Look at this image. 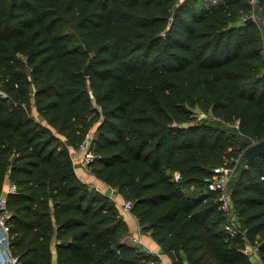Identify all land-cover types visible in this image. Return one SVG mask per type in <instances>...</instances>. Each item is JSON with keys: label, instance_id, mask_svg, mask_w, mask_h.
<instances>
[{"label": "trees", "instance_id": "obj_1", "mask_svg": "<svg viewBox=\"0 0 264 264\" xmlns=\"http://www.w3.org/2000/svg\"><path fill=\"white\" fill-rule=\"evenodd\" d=\"M252 13L258 22L238 24ZM94 126L91 173L131 202L170 264H252L247 246L264 264V155L244 158L264 139L257 2L0 0V195L15 186L5 222L16 264H51L53 251L56 264L155 262L75 173L70 151ZM218 167L233 172L234 234L206 182Z\"/></svg>", "mask_w": 264, "mask_h": 264}, {"label": "built area", "instance_id": "obj_2", "mask_svg": "<svg viewBox=\"0 0 264 264\" xmlns=\"http://www.w3.org/2000/svg\"><path fill=\"white\" fill-rule=\"evenodd\" d=\"M256 0H251V4L255 5ZM77 153L80 154V162L83 166H88L94 159L95 156L91 149L90 141L86 138L83 142L80 143L76 149ZM230 169L225 167H218L213 169L212 176L209 179H206L208 189L211 191H219L221 201L220 209L226 214L227 225L225 230L230 233H236L238 229V223L236 222L233 213L231 212L230 196L224 191V185L227 181V175ZM174 179H179V174L174 175ZM16 188L14 185H9L7 193H14ZM131 202L126 201L123 204V210L127 213H130ZM8 218V212L6 210V196L0 195V264H16V258H14L8 248V226L6 225V219ZM135 243H139V239L136 237L133 239ZM147 264H155L149 262ZM159 264V263H158Z\"/></svg>", "mask_w": 264, "mask_h": 264}, {"label": "crops", "instance_id": "obj_3", "mask_svg": "<svg viewBox=\"0 0 264 264\" xmlns=\"http://www.w3.org/2000/svg\"><path fill=\"white\" fill-rule=\"evenodd\" d=\"M34 109V108H33ZM35 111V109H34ZM34 119L37 121L44 123L41 117H39L35 111V116L32 115ZM70 152L74 153L76 159H79L78 153L75 150H71ZM71 155V154H70ZM77 160H73V167L75 170V173L79 180L86 184L90 189L97 190L101 192L102 194L107 195L115 207L118 209L120 213V209L122 210L121 203L124 200L123 197L117 192L116 189L109 187L107 184L104 182L100 181L97 179L90 171L88 166H83L78 162ZM10 183L8 181L5 182L3 186V195H6L7 189L9 187ZM123 220L125 221L128 232L125 236L126 242L130 245L137 246L140 250L144 251L146 254L150 255L152 258H154L156 261H159V264H170V259L169 257L161 250L159 245L154 242L151 238V236L148 233H145L141 231L140 227L137 224L136 219L131 215V213H120ZM139 239V243H135L133 241L134 238ZM156 257H154V256ZM254 257L257 261L256 264H261V261L259 259L258 254L255 251ZM252 262V261H251ZM51 264H56V257H55V252L53 251V258ZM253 264V263H252Z\"/></svg>", "mask_w": 264, "mask_h": 264}, {"label": "rangeland", "instance_id": "obj_4", "mask_svg": "<svg viewBox=\"0 0 264 264\" xmlns=\"http://www.w3.org/2000/svg\"><path fill=\"white\" fill-rule=\"evenodd\" d=\"M182 1H184V0H177V3H181ZM223 2H224V0H192V5L196 9H200L203 12H207V11H211V10H213V9H215V8L223 5ZM249 18H251L253 20V22H258L259 21L257 15L254 14V13H252V14L248 15L247 17H245L244 20H241L240 22H238V24H244V21H246ZM58 31L60 33H63L64 35H67L68 37H70L71 40H72V44H77L78 43V40L76 38V33H75V31L72 29V27L68 23L61 24L59 26V28H58ZM29 112L31 113V115H34L35 116V111H34L33 105L31 103L29 104ZM197 114H198V117H200V118H208V119H211V117L209 115H203V114H201L199 112H197ZM224 127L227 128V129H232L233 130V129H235L236 126H234V125H224ZM94 133H95V126L94 127H91L89 129V132L87 134V138H88L89 141H91V139L93 138ZM70 154H71V158L73 160H77L76 157H75V155H74V153L70 152ZM78 156H79V159L77 161L80 162V158L81 157H80V154L79 153H78ZM80 164H81V162H80ZM232 173H233L232 170H230L228 172L227 181H226V183L224 185V191L227 194H229L228 185H229V181L231 179ZM125 202H126V200H123L122 203H121L122 210L120 209V213H122V214H124V213L126 214L127 213V212H125L123 210V204ZM231 212H232V208H231ZM245 252L249 255L250 260L252 261V263L253 264H256L257 261H256V259L254 257L255 249L247 246ZM154 257H156V256H154ZM158 260L157 261L155 260V262L154 261H152V262L155 263V264H158L159 263Z\"/></svg>", "mask_w": 264, "mask_h": 264}, {"label": "water", "instance_id": "obj_5", "mask_svg": "<svg viewBox=\"0 0 264 264\" xmlns=\"http://www.w3.org/2000/svg\"><path fill=\"white\" fill-rule=\"evenodd\" d=\"M257 7L261 14V28L264 39V0H257ZM251 22H253V20L249 18L245 21V24H249ZM83 72L85 75H87V67H85ZM262 155H264V139L254 142L244 149V158L248 161L253 160L254 158L260 157Z\"/></svg>", "mask_w": 264, "mask_h": 264}]
</instances>
